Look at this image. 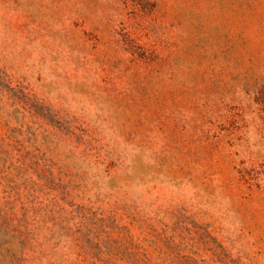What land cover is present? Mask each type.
Wrapping results in <instances>:
<instances>
[{"label": "rangeland", "instance_id": "rangeland-1", "mask_svg": "<svg viewBox=\"0 0 264 264\" xmlns=\"http://www.w3.org/2000/svg\"><path fill=\"white\" fill-rule=\"evenodd\" d=\"M229 260L264 264V0H0V264Z\"/></svg>", "mask_w": 264, "mask_h": 264}, {"label": "trees", "instance_id": "trees-1", "mask_svg": "<svg viewBox=\"0 0 264 264\" xmlns=\"http://www.w3.org/2000/svg\"><path fill=\"white\" fill-rule=\"evenodd\" d=\"M239 176H240L239 179L242 181V183L249 184V186H250V183L248 182V179H247L245 173L239 172ZM223 264H238V263L236 261L229 260V261H223Z\"/></svg>", "mask_w": 264, "mask_h": 264}]
</instances>
